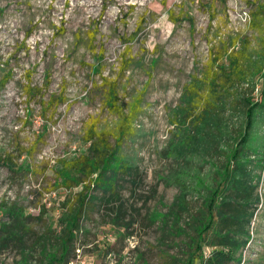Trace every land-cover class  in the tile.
I'll return each mask as SVG.
<instances>
[{
  "label": "rangeland",
  "instance_id": "1",
  "mask_svg": "<svg viewBox=\"0 0 264 264\" xmlns=\"http://www.w3.org/2000/svg\"><path fill=\"white\" fill-rule=\"evenodd\" d=\"M257 1L0 0V223L14 205L31 215L33 232L25 253L0 246V264L56 258L67 205L86 191L91 203L78 219L67 264H186L190 254L192 264H200L217 248L212 228L197 240L193 226L202 220L204 191L188 181L186 210L178 208L175 220L171 209L179 188L170 174L186 165L217 177L244 125L242 95L258 100L261 79L240 94L221 93L227 100L205 155L200 146L183 164L169 150L183 129L177 115L183 91L210 66L209 49L222 52L237 33L256 48L248 20ZM135 102L131 134L119 147L131 169L106 173L114 180L111 190L87 178L65 186L58 173L62 161L88 153L89 130H106L115 145L120 111L127 113ZM262 110H256L254 134L264 138ZM185 121L190 129L192 119ZM251 167L253 180L259 176V201L248 241L228 264H264V161ZM40 236L46 252L32 242ZM56 260L51 264H62Z\"/></svg>",
  "mask_w": 264,
  "mask_h": 264
},
{
  "label": "trees",
  "instance_id": "2",
  "mask_svg": "<svg viewBox=\"0 0 264 264\" xmlns=\"http://www.w3.org/2000/svg\"><path fill=\"white\" fill-rule=\"evenodd\" d=\"M248 25L256 33V48H250L247 36L242 38L237 33L222 52L214 51L213 47L209 49L211 67L205 68L200 76L192 77L183 91L182 106L177 112V115H182L183 129L176 139V144L169 150L170 157L177 162L182 160L183 164L189 163L190 155L195 156L197 152H201L200 146L203 147L202 152L205 155L207 146L204 144L212 143L210 135L213 133L212 128L219 127L218 113L225 107L227 100L221 93L227 94L233 91L240 94L242 88L249 85L254 89L256 81L261 79L262 87L258 100L254 101L250 94L242 95L246 105L244 125L237 133L235 141L233 140L235 145L225 151V164L220 165L216 170L217 177L211 175L203 177L199 167L191 171L186 165H181L170 174V181L179 188L173 210L171 209L175 220L178 221L180 214L178 208L186 210V195H188L185 189L186 181L192 183L198 191H204L202 197L204 209L198 212L202 220L196 222L193 229L199 241L202 234L212 228L215 239L213 245L217 248L211 250L210 255L200 264H228L236 259L235 254L248 241V225L255 205L259 201L256 192L259 176L255 178L256 181L253 180L251 166H262L264 161V138L254 134L256 110L264 109V0H259L255 4L254 10L250 13ZM223 58L225 61H220L219 64L218 61ZM214 92L217 94L220 92L221 96L215 99L212 94ZM197 105H201L200 110H197ZM136 106L135 102L127 113L120 111L121 117L114 136L115 145H110L108 133L104 129L98 132L89 130L86 133L84 141L88 143V153L70 160H63L58 171L65 186L75 180L87 178L91 183L111 190L114 180L107 178L106 173L112 171L115 176L121 170L131 169V160L119 152V147L123 138L131 134L132 123L137 116ZM184 117L190 121L192 119L190 129ZM216 138L213 142L217 141ZM202 159L200 153L197 160L200 162ZM91 198V194L87 191L78 192L76 201L67 205L69 210L63 217L65 225L60 238V253L56 258L51 256L48 264H51L54 259L62 264L70 261L69 243L75 237V231L79 229L78 219L85 210V205L91 203L88 202ZM4 213L8 219L0 223V246L16 247L20 253H25L26 249L31 247L28 240H32L33 237L32 228L27 224L31 215H24L14 205L6 207ZM175 229L179 234L184 233V228L179 225ZM35 241L41 246V250L46 252L42 236L32 241L33 244ZM192 255H188L186 264H192ZM25 259L26 256L23 255V260ZM176 263L179 261L176 260Z\"/></svg>",
  "mask_w": 264,
  "mask_h": 264
}]
</instances>
